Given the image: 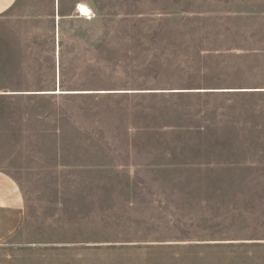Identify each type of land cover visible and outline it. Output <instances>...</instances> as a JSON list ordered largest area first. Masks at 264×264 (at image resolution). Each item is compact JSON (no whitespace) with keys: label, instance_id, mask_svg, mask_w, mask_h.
I'll use <instances>...</instances> for the list:
<instances>
[{"label":"rangeland","instance_id":"374dc122","mask_svg":"<svg viewBox=\"0 0 264 264\" xmlns=\"http://www.w3.org/2000/svg\"><path fill=\"white\" fill-rule=\"evenodd\" d=\"M77 11L68 93L0 132V264H264V0Z\"/></svg>","mask_w":264,"mask_h":264},{"label":"crops","instance_id":"0c3cea01","mask_svg":"<svg viewBox=\"0 0 264 264\" xmlns=\"http://www.w3.org/2000/svg\"><path fill=\"white\" fill-rule=\"evenodd\" d=\"M82 1L0 0V132L21 135L34 100L40 107L45 102L48 114L46 102L68 93L61 87V61L65 35L75 31L65 22L83 16L77 11ZM23 207L20 185L0 166V213H19Z\"/></svg>","mask_w":264,"mask_h":264},{"label":"built area","instance_id":"2783aa9c","mask_svg":"<svg viewBox=\"0 0 264 264\" xmlns=\"http://www.w3.org/2000/svg\"><path fill=\"white\" fill-rule=\"evenodd\" d=\"M89 14H87V15H84V16H88Z\"/></svg>","mask_w":264,"mask_h":264}]
</instances>
